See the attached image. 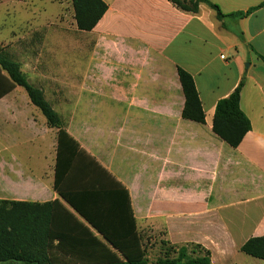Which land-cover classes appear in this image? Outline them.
<instances>
[{
    "label": "crops",
    "instance_id": "1",
    "mask_svg": "<svg viewBox=\"0 0 264 264\" xmlns=\"http://www.w3.org/2000/svg\"><path fill=\"white\" fill-rule=\"evenodd\" d=\"M102 1L107 12L85 32L94 38L88 92L104 103V119L115 120L88 138L92 174L67 176L63 191L110 197L125 189L138 228L163 230L175 250L197 247L212 264H264L241 250L264 238V7L219 21L207 4L189 13L170 0ZM209 1L224 15L264 2ZM179 68L195 81L205 124L182 117ZM243 81L241 109L251 130L232 148L213 122L219 101ZM58 138L23 88L0 98V200L60 201L75 213L55 188Z\"/></svg>",
    "mask_w": 264,
    "mask_h": 264
},
{
    "label": "trees",
    "instance_id": "2",
    "mask_svg": "<svg viewBox=\"0 0 264 264\" xmlns=\"http://www.w3.org/2000/svg\"><path fill=\"white\" fill-rule=\"evenodd\" d=\"M72 1L77 28L81 32H92L108 10L102 0ZM170 1L189 13H198L200 5L207 4L216 12L219 21L244 18L264 7L263 2L246 13L224 15L220 7L209 0ZM260 58L264 61V57ZM2 71L8 77L3 76ZM178 75L186 100L182 117L205 124L206 115L193 77L181 68ZM243 86L244 81L228 98L219 101L213 122L214 133L232 148H238L251 130L250 120L241 109ZM16 87L26 91L50 127H61V118L44 91L29 81L21 63L0 51V98ZM80 156L78 142L59 129L55 188L75 213L59 201L39 204L0 200V264H150L127 190L111 193L110 197L88 189L63 191L61 185L67 176L92 174L88 162ZM86 160L91 161L88 156ZM63 224L69 226L68 231L57 228ZM55 240L59 241L58 245H54ZM241 250L264 261V238L248 240ZM173 254L176 256L166 253L163 259L151 264H212L208 252H201V257H192L188 248L182 247Z\"/></svg>",
    "mask_w": 264,
    "mask_h": 264
},
{
    "label": "rangeland",
    "instance_id": "3",
    "mask_svg": "<svg viewBox=\"0 0 264 264\" xmlns=\"http://www.w3.org/2000/svg\"><path fill=\"white\" fill-rule=\"evenodd\" d=\"M0 3L5 4L0 6V51L20 62L29 81L46 92L61 118V127L54 129H63L77 139L80 158L87 163V141L96 136L93 129H103L106 121L109 125L115 120L104 119V103L93 100L95 96L88 92L89 84L94 82L89 69L94 38L77 30L72 0ZM138 230L150 264L163 259L166 253L174 256L175 249L167 244L163 230ZM188 250L194 255L202 252L197 247Z\"/></svg>",
    "mask_w": 264,
    "mask_h": 264
}]
</instances>
